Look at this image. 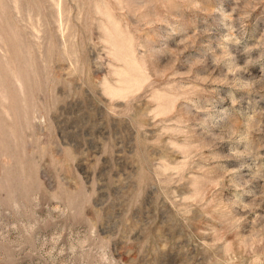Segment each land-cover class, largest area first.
Listing matches in <instances>:
<instances>
[{
	"label": "rangeland",
	"instance_id": "obj_1",
	"mask_svg": "<svg viewBox=\"0 0 264 264\" xmlns=\"http://www.w3.org/2000/svg\"><path fill=\"white\" fill-rule=\"evenodd\" d=\"M0 264H264V0H0Z\"/></svg>",
	"mask_w": 264,
	"mask_h": 264
}]
</instances>
